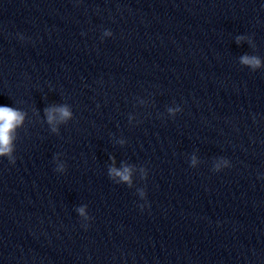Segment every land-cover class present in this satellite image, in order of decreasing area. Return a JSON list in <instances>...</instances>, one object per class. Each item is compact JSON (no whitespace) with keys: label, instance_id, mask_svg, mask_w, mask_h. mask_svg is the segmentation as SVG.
I'll list each match as a JSON object with an SVG mask.
<instances>
[{"label":"clouds","instance_id":"1","mask_svg":"<svg viewBox=\"0 0 264 264\" xmlns=\"http://www.w3.org/2000/svg\"><path fill=\"white\" fill-rule=\"evenodd\" d=\"M111 31L106 30L104 36H111ZM244 36L237 37V43L244 40ZM251 42V41H250ZM239 63L243 66L248 67L252 71L264 68V61L257 55L245 54L239 58ZM180 107H169L167 112L171 116H175L180 112ZM27 118V113L23 110L17 109L15 107L0 106V157L7 158L10 164L16 163V141L18 139V129H21ZM44 118L46 123L49 125L51 132L58 134L59 126L67 124L73 119V111L68 104L52 105L44 109ZM131 122V117H129ZM121 145L125 143L124 140L118 141ZM56 160V171L64 172L66 170V165L59 161V155L55 157ZM197 164V158L195 155L192 156L190 161V166L195 168ZM230 167V162L226 158H218L213 163V171L219 172L223 168ZM142 176L141 180H146L148 172L146 168H141ZM109 178L117 184H125L131 187L133 184V166L128 164H122L120 168L111 165L108 168ZM137 193L141 199L146 200V191L144 188H139ZM144 205H141L143 209ZM87 206H81L76 209L80 217L84 219H91L87 211Z\"/></svg>","mask_w":264,"mask_h":264}]
</instances>
